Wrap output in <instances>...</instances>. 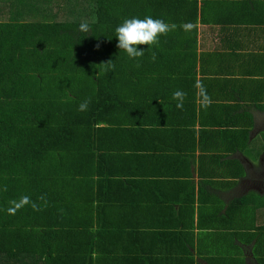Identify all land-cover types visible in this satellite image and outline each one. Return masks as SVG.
Wrapping results in <instances>:
<instances>
[{
    "label": "trees",
    "instance_id": "1",
    "mask_svg": "<svg viewBox=\"0 0 264 264\" xmlns=\"http://www.w3.org/2000/svg\"><path fill=\"white\" fill-rule=\"evenodd\" d=\"M197 14L198 0H0V264H140L118 232L142 146L126 119L156 79L154 49L129 58L115 28Z\"/></svg>",
    "mask_w": 264,
    "mask_h": 264
},
{
    "label": "crops",
    "instance_id": "2",
    "mask_svg": "<svg viewBox=\"0 0 264 264\" xmlns=\"http://www.w3.org/2000/svg\"><path fill=\"white\" fill-rule=\"evenodd\" d=\"M175 25L125 117L142 146L121 248L140 264H264V0H198L196 23Z\"/></svg>",
    "mask_w": 264,
    "mask_h": 264
},
{
    "label": "clouds",
    "instance_id": "3",
    "mask_svg": "<svg viewBox=\"0 0 264 264\" xmlns=\"http://www.w3.org/2000/svg\"><path fill=\"white\" fill-rule=\"evenodd\" d=\"M176 28L175 24H168L162 19H155L152 16H145L144 18H128L115 28L116 38L118 40L117 47L126 52L131 59L143 57L144 50L140 46L146 45L156 46L159 44V38L166 36L170 31ZM81 32L90 31V26L87 23H81L79 26ZM99 47V45H97ZM156 59L155 52L152 53V60ZM98 66H102L104 71L114 68L112 60L102 62ZM139 67V64H137ZM196 87L198 94L203 97L205 106L210 102V98L206 95V89L201 82H197ZM186 93L182 90H176L173 93V99L177 100V107L182 108ZM90 100H85L79 105V111H86ZM28 197H23L24 202L28 201Z\"/></svg>",
    "mask_w": 264,
    "mask_h": 264
}]
</instances>
